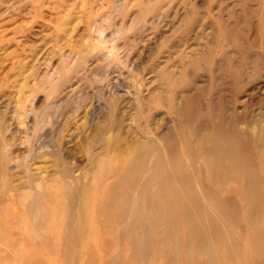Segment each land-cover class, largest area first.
<instances>
[{
    "label": "rangeland",
    "instance_id": "1",
    "mask_svg": "<svg viewBox=\"0 0 264 264\" xmlns=\"http://www.w3.org/2000/svg\"><path fill=\"white\" fill-rule=\"evenodd\" d=\"M223 109L241 138L264 125V0H0V264H264L232 178L229 237L203 256L179 229L139 258L119 236L139 213L95 208L146 138L186 128L201 163Z\"/></svg>",
    "mask_w": 264,
    "mask_h": 264
},
{
    "label": "bare ground",
    "instance_id": "2",
    "mask_svg": "<svg viewBox=\"0 0 264 264\" xmlns=\"http://www.w3.org/2000/svg\"><path fill=\"white\" fill-rule=\"evenodd\" d=\"M201 112L194 102L193 105L189 103L185 110L188 123L194 122V126L200 124L205 129V125L210 126V120L205 124L207 119L202 120ZM225 112L224 109L220 111L222 116L219 122L211 125L215 129L207 132L205 137L198 138V133L195 145L201 146L200 141L206 138L201 163L200 159L198 164L195 163L189 156L191 149L187 145L186 128L181 127L166 135L162 145L149 138L140 141L122 168L112 171L117 179L105 185L107 203L104 206L96 204L95 208L108 225L114 221L110 208L119 210L122 219L127 217L128 212L139 213L140 216H136L119 232L120 238L130 234L131 245L139 258L147 255L144 256L140 244L146 245L156 240L167 247L171 241L177 242L179 229L186 237L185 241L189 242V248L200 256L210 252L216 240H226L234 211L224 210V200L220 196L232 190L229 187L231 184H228L230 178L237 182L236 191L249 213L246 218L248 233L257 241L264 240V229L257 228L258 220L264 214V191L260 178L264 173V125L259 127L261 121L259 125L251 124V130L246 133L248 137L241 138L239 128L227 126L230 114L227 116ZM204 173L206 180L212 183L213 194H210L214 198L200 184ZM256 195L258 199H255ZM135 229H139L140 238L137 232H133ZM227 251L232 252V249L228 248ZM190 260H187L188 264H192Z\"/></svg>",
    "mask_w": 264,
    "mask_h": 264
}]
</instances>
